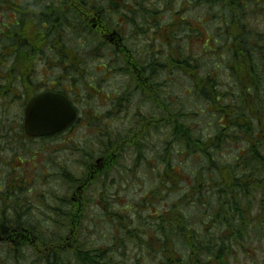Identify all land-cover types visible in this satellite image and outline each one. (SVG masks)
Instances as JSON below:
<instances>
[{
    "label": "flooded vegetation",
    "instance_id": "1",
    "mask_svg": "<svg viewBox=\"0 0 264 264\" xmlns=\"http://www.w3.org/2000/svg\"><path fill=\"white\" fill-rule=\"evenodd\" d=\"M150 4H153V0H150ZM162 5L164 6L162 10L169 8L167 4ZM134 6L135 4H129L126 0H121L117 4L116 7L119 9L111 7L108 0H0V106H3V109L5 107L11 109L9 115H0V123H4L0 130V218L4 216L23 219L30 215L36 217L38 213L44 212L64 219L66 225V229H59L58 235L56 233L57 238L53 240L52 238L48 240L44 236L46 233L23 220L22 223L12 222L13 225L6 229L0 226V248L5 246L11 250H24L22 253L28 255L31 254L29 251H32L39 257L40 264H127L125 251L120 252V260H115L111 255L113 253L111 251L115 248L100 247L96 244L84 245L79 242L81 220L87 210L97 204L101 198V203L104 204L102 209L105 208L102 210L104 221L108 227L114 229L113 233L116 237H119L114 238L115 245L119 239V248L127 250L128 241L139 234L146 235L149 240L159 234L160 237L162 236L160 242L157 240V243H143L144 240L141 239L139 243H134V248H131L138 251L148 250L147 255L151 258H144L151 261L160 247L165 244L163 240H167L161 233L163 230H171L173 235L176 230L177 235L184 240L180 242L181 246L186 245L187 238L183 234L192 229L174 228L175 221L171 222L172 227H168L169 223L163 226L160 220L163 215L155 214L157 226L154 228H147V225L143 226L141 223L139 225L146 228H140L141 226L133 228L134 221L132 224L128 215L133 206L126 205L128 209H116L110 201L113 198L108 197L105 192L102 197L97 194L96 200L86 199V194L95 184L106 182L108 173L121 166L125 155L130 154L134 169L139 162L145 160L142 149L149 131L155 135L161 123L164 126L168 125V128L172 129L170 136H174L175 123L182 122L188 117L185 113H174L171 104L169 109L166 105H162V110L167 109L166 116L158 117L161 111L159 107L162 100L161 91L168 85L159 81V75L176 73L172 66L164 63L165 57L173 56L175 51L173 38L169 34L167 36V30H164L169 24L174 26L173 9H170L172 16L162 20L154 6H148L146 3V10L151 11L152 17L143 19ZM113 9L120 10L121 17L112 18ZM198 22L201 23L196 25L200 36H205L206 21L201 19ZM159 24L164 25V29H159ZM172 31L173 28L170 32ZM187 34H190V31L185 33ZM87 36L92 38L89 41L92 43V50L84 55L85 60L87 59L84 61L80 57V50L70 43V37ZM248 38L253 45H256L254 34L248 35ZM42 40L44 45L40 49L38 41ZM183 40L184 34L179 37V42L182 44ZM133 44L138 48H133ZM24 45L26 48L38 49L36 53H29L32 60L28 59V66H24L20 56L19 60L15 61V57L20 54V49ZM257 46L258 50L250 51L249 54L252 66L251 80L254 79L255 70L262 69L254 62L263 58L261 64H264V44L258 42ZM106 49H108L107 55L104 54ZM89 60L92 64L101 62L102 67L95 68L96 73H101V78L90 77L92 73L89 68L82 69V65ZM218 70L221 68L219 67ZM182 74L187 76L186 72ZM260 75L259 78L264 79V70ZM116 79L126 80V87L115 89L114 94L105 91L104 86ZM246 82H248L247 86L242 89L237 88L235 82L232 84L230 96L227 97L231 113L228 116L220 111L222 115L218 123V129L226 128V124L229 123L231 133L237 138L232 150L235 153L233 160L238 161L246 155L247 146V141L244 142L245 147L240 146L238 139L250 138L248 134L251 133L241 135L243 130L238 127L240 126L239 110L244 109L246 105L251 120L255 119L254 113H256L258 122L259 120L264 122V83H259V87H252L254 83L250 82V77ZM43 94L65 98L74 111V118L59 132L30 137L24 128L26 109L34 99ZM192 94L189 92V96L192 97ZM133 99H138L142 104H149L150 109L142 112L137 107V110L130 114ZM199 102L204 103L200 99ZM203 105L205 108L201 112L203 117H206L208 106L206 103ZM118 123L124 125V128L116 133L114 126ZM13 125L19 127L14 128ZM183 126L191 132L194 141H202V138L194 135L192 128L184 124ZM251 135L255 136L254 133ZM211 136L208 135L207 138ZM36 141L41 142L43 153L53 152L51 155L55 157L62 155L63 162L56 165L57 172L54 175L50 174L47 164L38 167L40 150L26 148V144ZM58 141H62L59 146ZM47 142L56 144L47 149ZM174 142L173 138L170 144ZM156 146L157 143H154L151 148L155 149ZM186 148H188V151L184 152L186 156L200 157L197 152L193 153L189 147ZM249 152L247 151V154ZM74 155L83 156L81 167L76 168L78 170L75 174L71 173L70 167L78 164L79 160L72 165L69 162ZM26 156L31 158L25 161ZM168 160L169 158H166L164 162L165 169L169 166ZM148 164L155 165L153 162ZM166 175L160 177V182L156 179L155 190L141 199V203L150 209L149 215H152L154 204L158 205L157 203L162 200L160 194L173 193L170 190L172 188L170 182L165 179ZM48 178L55 180L58 187L64 189V194L61 192L57 194L54 190L49 191L47 197ZM38 184L43 185V188L34 189L33 186ZM51 199L54 207L47 205V202H52ZM32 201L33 204L36 202L40 206L37 207L39 210L33 211V207L29 205ZM174 206L172 205L171 208ZM165 227L167 229H164ZM226 231L227 229L224 228L215 229V232L222 233V236ZM199 233L198 238H204V230ZM80 255L87 258L83 259L84 261L78 260ZM142 259L143 257L135 260L142 262ZM166 259L174 264L167 253ZM181 262L183 260L178 264Z\"/></svg>",
    "mask_w": 264,
    "mask_h": 264
},
{
    "label": "trees",
    "instance_id": "2",
    "mask_svg": "<svg viewBox=\"0 0 264 264\" xmlns=\"http://www.w3.org/2000/svg\"><path fill=\"white\" fill-rule=\"evenodd\" d=\"M108 1L111 7L119 9L116 6L121 0ZM126 1L129 4H135L134 8L143 16V19L152 17L150 16L151 11L146 10L145 7L148 0ZM157 3L161 4V7L163 6L162 4H167L173 9V19L175 20L174 26H170L169 24L165 26V29L164 25L159 24V29L163 28L167 30L166 35H171L175 45L173 56L165 57L164 63L167 66H172L177 74L188 79L189 88L191 89L190 93H193L192 98L194 102L201 103L199 102L200 99L202 102L206 103L210 110L207 111L209 117L212 115V119L215 120L216 113H219V116L222 115L220 111L229 116L231 109L228 105L227 97H229L230 94H226V83H223L222 86L219 76L218 78L215 76L217 71L208 73L207 63H209V61L215 63L213 70L218 69L220 67L218 62L222 65V58H224V64L226 63L225 72L232 75L231 78L239 89L247 86L248 82L246 81L249 77L250 82L254 83L252 87H259V83H264V80L259 78V76H261V71L264 70V65L261 63H259L258 66L262 65L260 66L262 69H256L254 72V79L251 80L252 66L249 54L250 51H257L258 46L256 39H254L256 45L252 44L245 30L246 25L249 26L251 22L250 19L253 21L261 19L262 14L260 12L264 9V3L259 0H170L168 3L166 0H157ZM197 8H204L205 12L202 10L201 14L197 17L188 15L191 14L190 11L192 9ZM156 9L155 6V10ZM204 15H206L208 21L204 24L206 35L200 36L199 29L196 25L200 23L198 20L203 19ZM209 26H212L211 30L208 29ZM172 28L173 31L170 32ZM195 28L197 29L194 30ZM188 31H190V34L185 35ZM183 34L184 40L181 44L179 42V37ZM38 44H40V49H42L44 45L43 40L38 41ZM37 51V48H26L24 45L20 49V54L15 57V61L19 60L18 57L20 56L24 66H28V59L32 60V58L29 57V53H36ZM219 54H221V56ZM184 72H186L187 76L182 74ZM217 82L218 84H216ZM162 105L165 104L160 101L159 107L161 108ZM244 107V109L241 108L242 110H239L238 114L240 119V126L238 127L243 130L241 131V135L251 132L254 133L255 136L250 133L248 134L250 138L238 139L240 143L242 142L244 147V142L247 141V146L245 147L246 155L244 158H240L239 161L230 160L227 166H225L226 164H222V166L216 163L214 158L215 155L217 156L218 150H222L224 145H230L232 148L234 141L237 140L229 129V123L226 124V128H223L224 130L218 129L213 136L209 139H202V141H194L191 132L185 129L182 122L175 123L174 136H170V138L172 137L171 139H175L174 144L180 145L182 152L188 149L186 148L187 146L193 153L197 152L201 157L204 156L209 166L206 169L202 170L201 168L199 170L196 177L197 180L194 178L192 182L196 187H191L189 194L191 199L196 194L194 198H198V204H196L199 206L200 212L204 213L203 211L207 210V212L204 213L206 218L204 222V232L206 231L204 238H198L200 234L198 231H186L183 234L184 237L188 239H186V245L183 246L185 247V253L180 255L179 261L171 259L174 264H178L180 260H183L181 264H228L227 257L230 258V252L235 249L233 245L227 247L229 238L233 239L234 242L239 241V244H235L237 246H242V241L248 238V227L254 226L256 230L260 229L259 226L264 227V177L262 175V173H264V127H262V122L260 120L258 122V115L254 113L255 119L251 120L247 113V106L245 105ZM10 112L11 109L9 107L3 109V106H0V115H9ZM3 125L4 123L1 122L0 130ZM16 127H19V125H16ZM236 135L240 136L239 133H236ZM247 151L250 152L247 154ZM213 163H216V165L212 166ZM168 165L169 166L164 169L163 174H168L165 179H168L172 187L170 190L174 192L178 185L180 186L181 179L178 178V173L175 175L172 174L174 172L173 167L170 163ZM206 171H210L207 173V177H209L213 171H217L218 177L213 187L217 192L214 191L211 196H205L206 198L203 196V200H201V189L204 186L201 183H205L204 178L206 176H204V172ZM206 181L208 182L206 184L212 186L208 178H206ZM182 203L183 201L175 204L170 211L175 219V223L173 224L174 228H188L183 214L176 216V213L180 209L179 206ZM149 204L151 205L150 202ZM184 205L185 204H183L182 207ZM204 214H202L203 217ZM162 217L163 216L160 217L161 221H163ZM22 220L30 225L29 217L12 219L2 216L0 218V226L6 229L12 222L18 221L22 223ZM64 223V219H61L60 229H66ZM163 226H165V224H163ZM190 227L193 228L194 225L190 224ZM216 228H224L227 229V231L224 232L222 236V233L215 232ZM164 229H167V227ZM168 232V230H163L161 233L162 235H166ZM41 236L42 234L40 237ZM44 236L49 237V233H46ZM51 238L52 236L49 239ZM238 248L239 247H237V249ZM3 249L5 250V257H0V264H8V259L15 260L16 262L20 259H27L22 253V250H11L5 246H3ZM29 253H31L29 257L35 255L34 257L37 258L36 260H38V262L40 261L36 253L32 251H29ZM227 253L229 254L225 257ZM86 258V256L80 255L78 260L84 261L83 259ZM202 261L203 263H200Z\"/></svg>",
    "mask_w": 264,
    "mask_h": 264
},
{
    "label": "rangeland",
    "instance_id": "3",
    "mask_svg": "<svg viewBox=\"0 0 264 264\" xmlns=\"http://www.w3.org/2000/svg\"><path fill=\"white\" fill-rule=\"evenodd\" d=\"M133 1V0H132ZM167 3L170 0H166ZM119 2V1H118ZM134 4V3H133ZM148 6L153 5L154 8L156 6V12L159 13V16L162 20L169 19L170 9L168 8V11L162 10L161 4L157 3V0H153V4H150V0L147 1ZM193 5V4H191ZM202 10L205 12V9H192L190 11L191 14L197 17L201 14ZM207 10V8H206ZM121 12H124L121 10ZM262 14L260 22H253L251 21V27L247 25V34L251 35L252 33L255 35L257 32L256 30L252 31L253 27H256L258 31H264V9L260 12ZM118 14V15H117ZM116 16L121 17L120 10L114 11V9L111 12V17L116 18ZM214 18V17H212ZM209 30L212 29V26L208 27ZM160 32V31H159ZM70 43L73 47L78 48L81 52V58L85 60L84 55L86 53L90 52L92 50V43L89 42L92 40L90 36L87 37H70ZM138 45V41H137ZM133 44V48H138V46ZM131 47V46H130ZM85 53V54H84ZM104 54H108V49L104 50ZM224 58H222V65L220 62L218 64L220 65L221 70L214 69L213 62L207 63V71L210 72H216V77L220 78V81L223 83H226L227 86V92L226 94H229L231 92L232 84L234 83L230 75L225 72V64H224ZM217 65V64H216ZM101 66V62H94L93 64L90 63V60L86 62V64L82 65L83 70L91 69V75L90 77H96L101 78V73H96L95 68L98 69V67ZM204 72V71H203ZM202 73V72H201ZM159 81L162 82V84H168L166 87L161 91V101L164 102V104L169 109V106L171 104V108H173L174 113H185L188 115V117L184 118L182 120V123L185 126H188L189 128H192L194 130V135L197 137H200L202 139H206L208 135H214L216 133V130H218V123L220 120L219 113H216L215 120L212 119V115L210 117L208 116V112L205 114L206 117H203L202 110L204 111V105L201 103L194 102V99L189 96V82L188 79L183 78L181 75L177 73L173 74H166L162 73V75H159ZM127 85V81H120V79H116V81H109L106 86H104V90L114 94L115 89L118 88H124ZM244 92H246L244 90ZM132 109L130 110V114L135 112L137 110V107L142 110V112H145L150 109L149 104H142L138 99H133L131 101ZM198 104V105H197ZM163 107L160 108V113H158V117H165L167 109ZM207 111H210L207 107ZM195 113L197 114L195 116ZM130 114L128 115V118L130 119ZM204 114V113H203ZM263 114V113H262ZM263 118V116H262ZM215 123V124H213ZM160 127L158 129V133H155V135H152L151 131H149V135L145 136L144 142H143V149L142 154L143 162H139L134 169L132 167V159L130 157V154H127L123 157L122 164L120 167H117L113 170H111L108 173V179L106 182L101 181L97 184H95L91 190L86 194V199L90 200H96L98 199L97 194H99L102 197V194L105 192L108 197L113 198L110 199L111 203L116 206V209L121 208L125 209L128 206H133L132 210L128 213V215L131 217L133 228H146L142 227V225H139L140 223L143 224V226H148L147 228H154L156 225V218L158 215H163V221L162 223L165 224V226L172 227L171 222L173 223L175 219L173 218V215L169 213L168 211H171L172 205L178 204L181 201L183 203L179 206V210L176 213L177 215L183 214L184 219H186L187 225L189 228L190 224L194 225L193 228H191L194 231H201L205 228V214L207 210L203 211L204 213L199 211L198 204V198H190L188 199L186 196H188L191 191V187H196L195 184H192L194 181V178L197 177V174L199 170L202 168L206 169L208 168L209 164H207V159L203 157L198 156H186L184 152H182V148L178 144H169L171 142L170 134L172 133V129L168 128V125L164 126L159 123ZM14 128H16V125H13ZM124 128V125L118 123L114 126L115 132L118 133ZM206 136V137H205ZM168 140V141H167ZM62 143V141H58L57 145L59 146ZM154 143H157V146L155 149H152V145ZM54 144V142H47L46 147L51 148ZM41 142H31L30 144H26V148H29V150H40V156L39 161H37L38 167H42L43 164H47V168L50 170V174L54 175L57 172L56 165L63 162L62 155H58L57 157L52 156L53 152H42V146ZM56 145V147H57ZM51 151V150H49ZM132 152V151H131ZM62 153V152H59ZM234 156V152L232 151V148L230 145H224L222 150H218L217 156L215 155V162L227 166V163L232 160ZM31 158V156H26L24 159L25 161L27 159ZM166 158H169V163L173 167V175L178 173V178L181 179L180 186L178 185L176 191L173 193H164L160 194L162 200L157 203L158 205L154 204L152 208V215H149V208L145 207L143 203H141V199L143 196H147L151 191L155 190V183H157V180L160 182V177L163 175L164 172V162ZM83 159L82 155L79 156H72L71 160L69 161L70 164H75L78 160L79 163L75 164L74 167H70L71 173L75 174L78 169L77 167H81V160ZM207 161V162H206ZM134 162V161H133ZM149 162H153L155 165L151 166L148 164ZM216 163H213L212 166L216 165ZM222 165V166H223ZM36 172H39V170H36ZM210 171L204 172V178L205 183H201L204 185L201 189L202 195H200L201 200H203V196H211L212 193L215 191L217 192L213 187L214 183L217 181L218 173L217 171H213V173L207 177V173ZM264 177V173H262ZM206 178H208V181L211 183L212 186H210L206 181ZM157 179V180H156ZM197 180V178H196ZM190 182V183H189ZM199 182V181H198ZM200 183V182H199ZM34 189H42L43 185L33 186ZM198 187V186H197ZM198 189V188H197ZM57 191V194H64V189L58 187V184L55 180L48 178V182L46 184V194L47 197H49V191ZM28 195V194H27ZM26 195V196H27ZM50 197L55 200V198L50 194ZM205 197V198H206ZM51 199V200H52ZM53 200L51 203L47 202V205H54ZM155 200V199H154ZM180 200V201H179ZM194 200V201H193ZM49 201V200H48ZM179 201V202H178ZM102 202V198L97 204L92 205L85 215L83 216V219L81 220L80 225V232H79V242L83 243L84 245H90V244H96L97 246H110V248H115L114 251H111V255L115 258V260H120L121 253H126L127 257V264H173L168 259H166V253L169 257V259H176L178 260L180 258V255H183L185 253V247L181 246L180 242H184L178 235L177 231L174 230V235L172 234V231L169 230V232L164 235L167 240H163L165 243L163 247H160V250L158 253L155 254V257H152L153 260L145 259L144 257L151 258V256L147 255L148 250L145 251H138V250H131V248H134V243H139L141 239H143V243H149V242H155L157 243V240L160 242L162 239V236L156 235L153 237L152 240H149V238L146 235L139 234V236L134 237V239H130L128 241L127 250H123L118 245V241L116 245L114 244V238L116 235L113 233L114 229H111L108 227V224L104 221V215L102 213V205H104ZM177 202V203H176ZM197 203V204H196ZM185 204L183 207L182 205ZM31 207H33V211H37V207L40 206L35 202L33 204V201L31 204H29ZM54 207V206H53ZM169 208V209H168ZM65 209V208H64ZM126 209V210H127ZM44 211V210H42ZM125 211V210H124ZM167 212V214H166ZM181 212V213H179ZM157 216H156V215ZM204 214V217L203 215ZM31 216V215H30ZM29 216V223L33 224L39 231H42L44 233H49V237H46L48 240L52 236V240L56 237L59 233L60 225H61V218L56 215H47L46 213L39 214L36 217ZM153 216V217H152ZM201 218V220H200ZM177 220V218H176ZM148 230V229H147ZM154 230V229H152ZM190 230V232H192ZM144 231V230H143ZM206 232V231H205ZM57 233V235H56ZM119 238V237H116ZM190 239V237H189ZM252 239V238H251ZM186 240V239H185ZM188 240V239H187ZM254 242L248 241L244 245L239 247V253L238 255L235 254V257L233 258L234 262L232 264H264V239H263V245H257L256 237H253ZM250 245V246H249ZM130 248V249H129ZM171 248L170 250H168ZM24 252V250H22ZM164 254V255H163ZM248 254V255H247ZM24 256L27 257V259H20L18 262L12 259H8V264H40L38 260H36V257L29 258L28 253H25ZM0 257H5V250L3 248H0ZM143 257L142 262H138L135 259H140ZM4 259V258H3ZM159 259V260H157ZM157 260V261H156ZM165 261V262H164ZM229 264V263H228Z\"/></svg>",
    "mask_w": 264,
    "mask_h": 264
},
{
    "label": "water",
    "instance_id": "4",
    "mask_svg": "<svg viewBox=\"0 0 264 264\" xmlns=\"http://www.w3.org/2000/svg\"><path fill=\"white\" fill-rule=\"evenodd\" d=\"M73 118L74 111L65 98L43 94L28 105L24 128L30 137L51 135L66 128Z\"/></svg>",
    "mask_w": 264,
    "mask_h": 264
}]
</instances>
